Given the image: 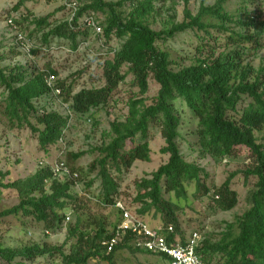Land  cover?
<instances>
[{
    "label": "trees",
    "instance_id": "trees-1",
    "mask_svg": "<svg viewBox=\"0 0 264 264\" xmlns=\"http://www.w3.org/2000/svg\"><path fill=\"white\" fill-rule=\"evenodd\" d=\"M26 1L17 0L13 10L17 11ZM79 1L73 28L63 20L52 24L53 14L58 9L64 12L60 5L52 12L33 17L29 24L34 28L28 35L31 37L35 32H42L43 43L51 37L68 39L71 48L76 49L77 37L88 34L84 28L77 27L80 16L88 11L102 15L101 18L97 15L96 19L103 27L99 39L107 46L101 67L103 84L83 87L71 94L72 87L65 80L55 82L61 88L63 100H71L76 118L108 105L119 83L131 75L130 86L136 90L128 93L125 117L111 121L108 131L103 132L105 139L92 148L97 156L88 169L97 171L96 176L100 179L98 206H112L116 200L118 185L112 172L120 174L135 161H150L148 132L150 128L158 127L163 139L159 153L167 158L149 175L135 182L136 193L132 201L137 206L133 213L142 219L148 215L158 218L162 229L171 224L174 233L168 235V240L178 236L183 242L185 234L180 229L177 213L181 208L179 201L187 199L188 183L194 182L199 194H210L212 209L227 211L235 207L238 199L237 192L230 187L231 179L237 173L244 181L253 177V187L245 197L246 209L233 222L226 223L218 240L203 236L197 253L205 264H212L214 255H217L214 264H264V140H258L255 135L264 127V65L254 70L243 64L244 59L259 48L264 33V17L261 15L264 12L258 10L256 0H244L248 5H244L238 15L225 10L224 4L228 0H215L211 5L201 1L195 13L189 8V0H182V19L162 30H154L148 23V17L156 11L153 0ZM125 5L127 10H124ZM28 17L23 20L26 22ZM186 31L193 32L198 40L196 56L190 65L174 70L170 54L161 48V44ZM113 38L121 40L118 47L110 46ZM39 49L37 46L31 53ZM44 69L57 75L48 63ZM149 78L158 85L156 93L150 97L146 96ZM0 87L5 95V113L11 124H26L36 134L40 149L47 152L48 147L61 137L67 117L35 104L50 93L44 73L31 62L28 65L20 62L0 64ZM176 100L183 103L196 119L194 134L198 157L227 161L238 157L242 150L248 159L243 170L230 173L212 192L205 185L208 176L205 169L181 155L177 143L180 116L174 105ZM30 115L34 122L29 120ZM83 154L70 155L77 159ZM9 174V170H0V195L4 190L14 189L19 202L0 210L1 217L31 216L42 222L46 229L54 230L65 218L67 208L80 210L85 207L81 204L82 198L72 193V181L51 179L47 167L38 168L23 180L5 182ZM163 193H171L173 197L165 198ZM81 222L77 217L74 225L68 227L66 239L74 238V241L67 253L63 244L35 243L11 248L0 242V261L25 264L58 254L63 264H86L91 258L115 264V252L122 249L166 258L163 254L136 248L135 235L130 232L105 254L100 240L109 235L103 223L100 220L89 222L88 225L95 222V227L87 232L80 228Z\"/></svg>",
    "mask_w": 264,
    "mask_h": 264
},
{
    "label": "rangeland",
    "instance_id": "rangeland-1",
    "mask_svg": "<svg viewBox=\"0 0 264 264\" xmlns=\"http://www.w3.org/2000/svg\"><path fill=\"white\" fill-rule=\"evenodd\" d=\"M117 1V0H106ZM211 5L215 0H189V8L195 13L200 2ZM17 0H0V64H35L36 68L42 69L45 64L57 71L59 80H65L71 85V94L76 93L83 87L101 86L103 84L102 61L106 56V47L100 44L102 40L93 34L77 37V42H82L80 49L66 50L70 46V40L54 37L43 43L41 41L42 32H35L31 37L29 33L33 30V25L29 21L33 17H40L54 11L60 6L59 0H28L17 11L13 6ZM248 2L244 0H228L224 4L225 10L234 15H238L244 5ZM258 10L264 12V0H256ZM156 11L148 17V23L154 30L167 29L174 22L182 19V0H153ZM252 6V4H251ZM127 10L125 5L124 10ZM250 9V8H249ZM52 24L58 23L66 16V12L58 9L54 14ZM102 17L101 14H96ZM264 17V13L261 14ZM28 17L25 22L23 19ZM8 19L12 24H8ZM16 22V23H15ZM46 30V29H45ZM26 35L34 45L44 44L31 57L26 56L16 45L15 39L19 34ZM216 35V34H215ZM222 38V36H220ZM212 42V41H211ZM223 42V41H222ZM121 40L113 38L110 46L118 47ZM221 44V41L220 43ZM198 40L191 31L178 33L166 39L161 44V48L169 52L172 60L171 68L176 70L180 67L190 65L196 56V46ZM72 49V48H71ZM111 55L112 53L109 52ZM243 64L257 69L264 65V33L260 39V46L256 52L247 56ZM253 75V74H252ZM250 76V79L252 77ZM131 75H127L125 80L119 83L112 101L103 107L92 109L89 113L80 117H73L69 127L64 132L63 145L55 143L50 145L47 152L40 149L36 134L32 133L26 124L22 126L11 124L5 113L4 93L0 87V170H9V176L4 181L25 179L32 175L38 168L43 166L49 168L56 160H62L71 171L78 174L75 184H72V193L82 198L83 209H73L69 207L65 214L69 215V220H62L56 229H46L42 222L36 221L31 216H0V242L4 247L19 248L25 245L39 244L60 246L67 253L69 245L74 238H67L68 227L73 226L77 217L82 220L80 228L89 232L95 227V222L100 220L104 225V230L109 233L116 225L118 214L112 206L100 208L98 197L100 193V179L96 176L97 171L88 169L90 163L95 159L97 153L92 148L99 146L103 141V132L108 131L109 123L115 119L122 120L127 112L126 101L129 91L136 88L130 86ZM149 87L146 96H153L158 85L152 78L148 80ZM70 94V96H71ZM35 104L47 110H55L63 114V108L57 104L50 95L42 97ZM175 108L180 116L179 138L177 143L183 158L187 161L195 162L202 166L208 176L205 185L209 191L216 190L232 172L243 170L248 162L241 150L238 157L230 160L215 161L212 158L198 157L196 148V119L189 113L185 105L178 100L174 102ZM29 120L34 122L33 116ZM258 140H264V127L255 132ZM148 140L151 149V159L148 162L135 161L132 166L120 174L112 172V176L118 185V193L115 201H120L131 212L136 208L132 201L136 193L135 182L154 171L160 164L166 161L167 156L159 153V148L163 144L158 127H152L148 132ZM63 147V152L62 151ZM84 152L77 159H73L70 154ZM254 179L249 177L244 181L241 174L237 173L231 179L230 187L238 194L235 207L222 211L212 209L211 196L209 193L199 194L196 192L195 183L187 184V199L179 201L180 209L177 213L180 229L187 235L192 230L200 232L201 237H209L212 241L220 238L221 232L226 229V223L233 222L236 216L240 215L247 207L245 197L253 187ZM47 186V185H46ZM208 191V192H209ZM163 197L172 198V194L163 193ZM19 202V197L14 189H7L0 195V210L9 208ZM144 220L150 222L151 226H159V219L145 216ZM66 242V243H65ZM217 255L213 256L212 264L215 263ZM115 264H167V259L158 258L140 252H132L128 249L117 250L114 256ZM0 264H6L0 261ZM25 264H63L58 254L48 255ZM86 264H109L101 258H91Z\"/></svg>",
    "mask_w": 264,
    "mask_h": 264
},
{
    "label": "built area",
    "instance_id": "built-area-1",
    "mask_svg": "<svg viewBox=\"0 0 264 264\" xmlns=\"http://www.w3.org/2000/svg\"><path fill=\"white\" fill-rule=\"evenodd\" d=\"M60 5L66 12V16L63 21H66L72 26L73 20L78 12L80 1L79 0H59ZM96 14L93 11L83 13L77 21V27L84 28L88 34L91 33L96 38H99L103 31L102 25L96 19ZM8 24H12V20L8 19ZM74 26H72L73 28ZM16 45L20 47L23 54L31 57V50L36 45L24 34H19L15 39ZM82 42H77L76 50L83 47ZM102 47H106L100 44ZM45 48L44 45L38 46ZM68 51H72L71 47H66ZM75 50V49H74ZM111 51L110 53H112ZM44 73V81L49 88V95L55 99L57 104L63 108V116L67 117V122L62 130V135L58 140V143H63V136L65 130L69 127L70 121L74 117V113L71 109V100L64 101L62 97V91L59 86H56L55 82L58 76L49 70L44 68L40 69ZM62 146V151L63 152ZM45 167V166H43ZM51 179L59 182L72 181L76 183L77 173L68 169L65 163L61 160H56L51 166ZM118 214V221L111 232L108 233V237L104 236L100 240V246L105 254L110 253L116 245H118L124 238V236L130 232L135 235L134 246L138 249L152 252L156 254H163L167 258V264H205L197 253V248L201 246L202 237L197 230L190 231L185 235V240L182 242L180 237L173 236L172 240H168V235H173L174 229L171 224L162 229L160 226H151L148 222L142 218L137 217L120 201H115L112 205ZM64 220H69V215L65 214Z\"/></svg>",
    "mask_w": 264,
    "mask_h": 264
},
{
    "label": "crops",
    "instance_id": "crops-1",
    "mask_svg": "<svg viewBox=\"0 0 264 264\" xmlns=\"http://www.w3.org/2000/svg\"><path fill=\"white\" fill-rule=\"evenodd\" d=\"M158 257V256H157ZM159 258V257H158ZM160 258H163V257H160ZM165 259V258H164ZM167 259V258H166Z\"/></svg>",
    "mask_w": 264,
    "mask_h": 264
}]
</instances>
